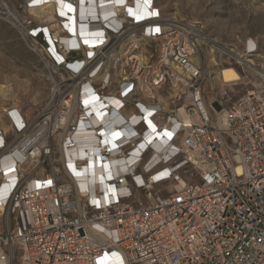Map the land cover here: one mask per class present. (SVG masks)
I'll list each match as a JSON object with an SVG mask.
<instances>
[{
	"label": "built area",
	"instance_id": "built-area-1",
	"mask_svg": "<svg viewBox=\"0 0 264 264\" xmlns=\"http://www.w3.org/2000/svg\"><path fill=\"white\" fill-rule=\"evenodd\" d=\"M38 3L21 5L26 39L53 86L34 115L10 108L7 131L0 120V264H264V70L247 63L257 75L235 100L211 80L241 72L257 44L217 45L209 66L202 21L124 0L106 20L89 14L102 30L74 45L70 19L41 20ZM81 148L93 156L67 152ZM95 158L110 176L82 172Z\"/></svg>",
	"mask_w": 264,
	"mask_h": 264
},
{
	"label": "rangeland",
	"instance_id": "rangeland-1",
	"mask_svg": "<svg viewBox=\"0 0 264 264\" xmlns=\"http://www.w3.org/2000/svg\"><path fill=\"white\" fill-rule=\"evenodd\" d=\"M9 4L12 16L0 18V83L11 85L16 95L0 109V117L8 106H14L29 116L41 110L53 82L45 63L26 39L28 11L21 8L23 0H0ZM164 13L180 20H200L210 39L202 51L206 65L218 61L217 45L238 46L252 39L257 51L251 57L256 66L264 70V0H157ZM258 67H241L245 83L228 92V99L235 100L257 75ZM1 104V102H0ZM1 107V105H0Z\"/></svg>",
	"mask_w": 264,
	"mask_h": 264
},
{
	"label": "bare ground",
	"instance_id": "bare-ground-1",
	"mask_svg": "<svg viewBox=\"0 0 264 264\" xmlns=\"http://www.w3.org/2000/svg\"><path fill=\"white\" fill-rule=\"evenodd\" d=\"M66 1L72 2L74 0H38L39 2L38 5L33 8H30V12L41 20L43 19L53 20L55 18L54 15L57 12L61 13L64 16H67L70 19L71 27H72V24L75 25L74 30L76 31V35H75L76 37L71 41L73 42L74 45H77V40H78V43H81L80 42L81 37H83L85 40L88 41L92 39L90 37H94L97 33L101 32L102 30V28L98 24L94 23L91 25L90 23H88V21H86V19H90L92 16H93L92 18H95L94 14H96L99 16L100 21H103V20H106L112 17L114 14L117 15L118 12H122L124 9V7L120 5L121 3L124 2V0H76L77 3H76L75 8H73L72 6L71 8H69V4H67ZM144 1L145 0H137V2L135 3V0H132L133 8L135 7V4L138 9L142 8ZM146 1L148 2V4L150 3V0H146ZM150 13L151 11H149L148 9L146 10L145 15H149ZM89 14H91L92 16L87 17ZM63 37H64V40H66V36H63ZM210 40L216 42L215 39H210ZM200 41L203 43L205 40L200 39ZM204 43H206V41ZM252 46L254 45L251 42L250 47ZM237 60L240 61V63H242L243 65H245L243 66L244 68L246 67L247 63L251 65H255L253 59L251 58H246V60H241L237 57ZM212 61H214V64H215V59H212ZM216 72H217L216 79L211 78V80L219 81L223 89H231L232 91H235L236 86H239L245 83V76L239 71V69L235 65L231 64L228 66L219 67L217 68ZM55 93H56V90L53 89L51 93L52 96ZM84 98L86 100L87 105L91 108L95 109L99 106H102V103L98 105V103L95 102L94 99H92L91 95H85ZM15 100H16V95L13 92L12 86L6 85L4 83H0V102H1L0 109L3 110L5 106L7 105L6 103L8 101H14L13 103L16 104L17 102H15ZM66 103H69V100H67ZM10 108L11 109L14 108L18 113H20V109L14 106H11V107L8 106V108L4 111V113L0 117V120H1L2 128H4L6 131L10 129L11 127L10 121L7 118V112L9 111ZM97 115L99 117V121L106 119L105 116H103L104 113L101 112L100 110L97 111ZM58 124L56 125L59 127L62 125L61 123L59 125ZM56 125L54 126V129L57 127ZM104 126H105L104 129L106 132V130H108L109 125L105 123ZM75 137L76 139H78L81 136L77 135ZM1 140L2 139H0V141ZM161 144H162L161 142H158V145H160V147H162ZM67 152L69 154L70 152L74 153L73 156L75 157H90L91 158V156H93L94 154L92 149L89 151H85L83 148H81L77 152L73 149L68 150ZM101 164L103 165V162H101L100 159L95 158L94 160L92 159L91 163L87 164L86 168L84 169L82 168L81 170L82 172L83 170H85L87 174L91 172L89 175H92L95 181L98 179L99 175H102L104 173H106V176H110L109 169L108 168H106V170L105 168L103 169V167H101ZM5 165L7 168L8 164H5ZM165 174L167 173L165 172ZM180 180L184 181L183 179H180ZM10 185L11 183L8 182L7 180H4V181L1 180L0 181V195L6 193L8 188H10ZM172 185L173 183L170 184V186ZM3 209L4 207L0 206V210H3Z\"/></svg>",
	"mask_w": 264,
	"mask_h": 264
},
{
	"label": "snow or ice",
	"instance_id": "snow-or-ice-1",
	"mask_svg": "<svg viewBox=\"0 0 264 264\" xmlns=\"http://www.w3.org/2000/svg\"><path fill=\"white\" fill-rule=\"evenodd\" d=\"M69 8H71V5H69ZM157 31H159V29H157ZM86 43H87V41H86Z\"/></svg>",
	"mask_w": 264,
	"mask_h": 264
}]
</instances>
